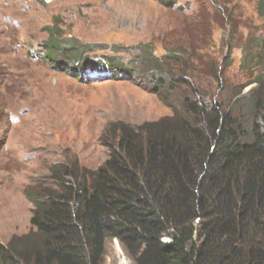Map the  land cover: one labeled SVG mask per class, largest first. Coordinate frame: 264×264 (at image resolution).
Instances as JSON below:
<instances>
[{
  "label": "trees",
  "instance_id": "1",
  "mask_svg": "<svg viewBox=\"0 0 264 264\" xmlns=\"http://www.w3.org/2000/svg\"><path fill=\"white\" fill-rule=\"evenodd\" d=\"M256 11L264 21V0ZM46 31L44 62L81 79L144 73V89L154 95L179 92L173 96L179 110L136 128L121 124L95 171L51 168L56 188L28 194L31 231L0 244V264H103L107 239H116L135 264H264L262 77L249 83L257 88L236 101L238 108H227L179 91L187 87L184 77L168 78L157 67L180 54L158 60L143 48L126 62L92 61L86 54L92 46ZM246 46L252 53L243 69L263 70L264 37Z\"/></svg>",
  "mask_w": 264,
  "mask_h": 264
},
{
  "label": "rangeland",
  "instance_id": "2",
  "mask_svg": "<svg viewBox=\"0 0 264 264\" xmlns=\"http://www.w3.org/2000/svg\"><path fill=\"white\" fill-rule=\"evenodd\" d=\"M260 1L173 0L166 7L155 0H0V244L30 233L27 196L56 188L51 168L95 171L121 124L136 128L179 110L173 98L179 92L170 99L154 95L144 89V73L81 79L44 62L47 27L92 46L86 53L92 61L126 62L143 48L158 60L180 54L157 65L168 78L184 77L187 87L179 91L236 109L256 89L249 83L257 75L264 82V69H243L252 53L246 44L264 36ZM103 264L135 263L107 239Z\"/></svg>",
  "mask_w": 264,
  "mask_h": 264
},
{
  "label": "clouds",
  "instance_id": "3",
  "mask_svg": "<svg viewBox=\"0 0 264 264\" xmlns=\"http://www.w3.org/2000/svg\"><path fill=\"white\" fill-rule=\"evenodd\" d=\"M264 36H262V37H256V38H263ZM255 38V37H254ZM243 61H244V58H243ZM241 65H242V60H241ZM256 88H257V86H256ZM256 89H254L253 91H255ZM253 93V92H252ZM252 93H250V94H252ZM250 94H248V95H250ZM247 95V96H248ZM247 96H242V97H247Z\"/></svg>",
  "mask_w": 264,
  "mask_h": 264
}]
</instances>
